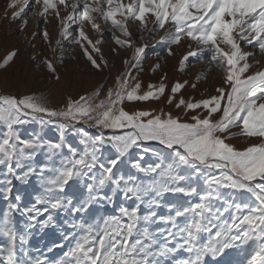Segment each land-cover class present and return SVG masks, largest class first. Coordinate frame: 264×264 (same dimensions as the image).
<instances>
[{"label":"snow or ice","instance_id":"6c2138e0","mask_svg":"<svg viewBox=\"0 0 264 264\" xmlns=\"http://www.w3.org/2000/svg\"><path fill=\"white\" fill-rule=\"evenodd\" d=\"M30 3L44 24L49 15L58 20L55 43L61 48V64L62 40H67L79 46L97 71L107 67L100 47L106 33L116 46L113 53L131 49V56L112 87L69 96L60 108L49 107L35 93L0 94V167L8 177L0 181V191L9 201L0 216L2 264H221L219 258L232 249L242 250L245 264H264V69L246 75L252 67L249 59L264 54V0H11L13 22ZM27 24L23 20L19 30ZM41 35L51 44L47 29ZM156 36L169 56L187 39L179 71L195 58L208 61L206 71L222 73L217 95L195 102L181 97L175 105L185 113L203 109L206 115H192L187 122L163 109L123 107L125 102L159 100L165 93L166 74L142 94L136 78L143 71L147 40ZM248 46L253 50L244 51ZM15 55L8 54L0 67ZM41 64L60 81L52 60L45 57ZM159 68L157 63L152 71ZM202 78L206 72L196 77ZM187 84L176 82L167 103ZM32 122L53 125L57 139L35 132L24 138L19 128ZM233 128L259 142L236 148L227 142L237 135ZM69 135L77 138L79 148L68 142ZM151 142L160 149L149 147ZM41 154L45 160L38 163ZM148 154L154 163H143ZM31 177L40 191L31 205L21 208L19 194L12 202L13 180L27 183ZM77 182L82 198L67 194ZM101 210L105 214L97 215ZM15 213L25 217L22 232L15 226ZM37 225L56 230L68 242L66 250L63 243L52 245L62 250L57 258L31 255L27 245Z\"/></svg>","mask_w":264,"mask_h":264},{"label":"rangeland","instance_id":"374dc122","mask_svg":"<svg viewBox=\"0 0 264 264\" xmlns=\"http://www.w3.org/2000/svg\"><path fill=\"white\" fill-rule=\"evenodd\" d=\"M11 0H0V65L4 64L5 58L12 51L16 52L15 57L8 62L7 66L0 67V94H11L21 96L24 94L35 93L42 95L46 98L48 106L52 108H60L66 103L67 97L71 96L73 99L78 98L84 93H91L97 87H102L106 90L112 87L114 84L115 77L125 71L123 61L131 56V49L118 48L117 53H113L111 49L116 47L114 42L111 40L110 35L105 34V43L100 47L104 56V59L108 61V66H101V70L97 71L91 66V64L83 56V53L79 49L78 45L69 44L67 40H62L64 48V63L61 64L59 56L61 55V48L57 46L55 41L59 39L60 25L54 15H49L48 23L44 24L41 17L33 14V8L30 3L29 9L14 22L11 19L12 11L16 9H9L8 5ZM35 11H39V6H36ZM61 15H66L65 12L61 11ZM27 20L28 24L23 31L19 30V26L23 20ZM101 26L106 28V25L101 21ZM39 25V26H38ZM151 26V25H149ZM47 29L49 33V39L51 44L47 43L41 33ZM133 33V39L139 45L142 43L138 39L135 25L131 26L130 29ZM87 34L95 39L96 36L91 30L90 26L85 27ZM33 33H37L33 37ZM75 35V33H73ZM120 36V33H116ZM147 37V33L144 34ZM122 39L124 37H121ZM70 39V38H69ZM148 48L146 49L145 58L143 60V71L136 77L141 83L139 92L148 90V85H159L163 79V83L166 85L165 93L159 100H149L146 102H125L123 107L127 111L140 110H151L156 109L159 111L163 109L165 112H171L173 116H178L182 121H190L192 115L198 113L206 115V111L203 109H196L195 111H188L185 113L184 107L177 109L176 103L181 97L188 101L190 98L195 101L207 99L213 95H217L216 89L223 86L222 73L219 71L214 73L213 68L211 71H206L207 66L202 65L208 63L207 60L203 62L190 58L189 63L184 71H179V61L181 56L188 51L187 39L182 41L179 47L173 48L175 55L169 56L166 52V45L159 42V36L148 39ZM154 45V47H153ZM195 47V45H193ZM50 48H55L56 51L52 52ZM249 50H253L251 46L247 47ZM158 54V55H156ZM33 55L36 59L33 60ZM47 57L52 60L54 66H56L57 72L60 74V81L56 82L52 74L41 64L43 58ZM161 57L163 59H161ZM97 62L99 63V57ZM259 61L256 64L255 61ZM160 64V68L155 72L152 71L154 65ZM249 63L252 67L248 70L246 75H251L257 70L264 69V59L258 57V53L255 59L250 58ZM206 72V78H202L197 81L196 77L201 73ZM135 74V73H134ZM187 80L188 84L185 85L180 91L175 94V98L172 103H167V98L171 95V88L176 82L184 83ZM134 83V82H133ZM195 83V88L192 84ZM102 91L101 95L103 96ZM83 127L85 130L96 133V129L87 128L85 125H78ZM4 129L0 127V133ZM20 134L24 138H28L32 132L38 133L40 136L47 140H56L57 132L53 125H46L41 127L39 124L32 122L19 128ZM237 133L232 139L227 142L235 145L238 149H243L251 143H258L259 138H250L245 135H241L240 129L233 128L231 130ZM68 142L72 143L75 147H80L77 144V138L69 135L67 137ZM151 148L160 149V146L151 142L148 145ZM65 155L67 152L65 150ZM45 157L43 154L37 157V162H44ZM155 157L151 154L145 156L143 163H154ZM125 174H128L129 169L126 164L123 167ZM5 176V169L0 167V181L7 179ZM3 183H0V189H3ZM40 191L36 177H31L27 183L13 180V191H12V202L15 203V196L20 195L21 208L31 205L33 203V197ZM68 195H74L75 197L83 196V187L76 184L72 185L67 189ZM167 200H172V197H167ZM9 201L4 198L3 191H0V216L6 211ZM127 204L131 205L132 201H126ZM161 214H165L164 209L160 210ZM103 210L97 213V215H104ZM14 223L18 231H23L22 225L26 222L25 217L19 213L14 214ZM57 220L62 221L63 216L57 215ZM162 227V225L160 226ZM2 242V240H0ZM54 243H63L64 250L67 249L68 242L63 241L56 230L51 228L41 229L39 225L32 230L29 243L27 245L32 256H47L49 260H53L61 255L60 248H52ZM51 249V250H50ZM180 255H184L180 253ZM211 259V258H209ZM221 264H245L246 256L243 254L241 249L228 250L227 254L219 258ZM0 264H2V257H0Z\"/></svg>","mask_w":264,"mask_h":264},{"label":"bare ground","instance_id":"6f19581e","mask_svg":"<svg viewBox=\"0 0 264 264\" xmlns=\"http://www.w3.org/2000/svg\"><path fill=\"white\" fill-rule=\"evenodd\" d=\"M244 51H252V50H249L247 47H245V48H244ZM258 57H259L260 59H264V54H259V53H258ZM202 65H205V66L208 67V63H204V64H202ZM214 70H215V71H213L214 73L219 72L217 69H214Z\"/></svg>","mask_w":264,"mask_h":264}]
</instances>
